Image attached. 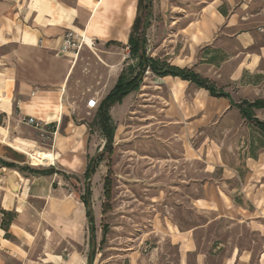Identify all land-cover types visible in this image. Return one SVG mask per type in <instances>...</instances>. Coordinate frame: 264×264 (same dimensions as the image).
Instances as JSON below:
<instances>
[{"label":"rangeland","instance_id":"obj_1","mask_svg":"<svg viewBox=\"0 0 264 264\" xmlns=\"http://www.w3.org/2000/svg\"><path fill=\"white\" fill-rule=\"evenodd\" d=\"M211 2L141 0L132 48L102 49L85 39L77 54L85 47L90 55L76 95L87 100L93 92L81 87L110 91L119 79L134 78L142 38L146 57L196 72L233 103L264 99V70L252 59L262 41L259 1L235 0L230 17L236 26L226 19L205 37L196 24L204 13L215 16ZM218 9L227 16L225 2ZM244 30L254 39L247 47L237 39ZM123 53L128 56L120 63L116 57ZM97 106L83 110L95 148L89 177L56 162L33 165L25 155L27 166L61 174L68 195L81 200L88 187L92 216L69 238L39 235L33 256L49 253L57 264H264V132L253 121L227 98L146 68L139 89L108 109L114 127L109 153ZM253 113L264 121V108ZM19 126L17 133L35 140V149H52L49 126L43 135L20 120ZM0 153L17 157L10 149Z\"/></svg>","mask_w":264,"mask_h":264},{"label":"crops","instance_id":"obj_2","mask_svg":"<svg viewBox=\"0 0 264 264\" xmlns=\"http://www.w3.org/2000/svg\"><path fill=\"white\" fill-rule=\"evenodd\" d=\"M138 2L0 0V148L10 149L17 155L0 153V160L14 165L0 164V209L15 212L8 229L12 239L5 238V231L0 227V264H57L49 258V253H44L45 257L33 256L37 237L46 231L62 238L81 233L82 220L87 218L86 209L78 197L68 195L62 188L67 182L64 177L53 168L41 175L25 170V155L39 150L35 149V140L17 133L19 120L22 116H31L47 123L54 131L52 149L44 151L55 154L48 165L56 162L73 173L84 172L95 148L91 146L90 119L83 112L87 100L76 94L90 53L84 47L75 57L61 54L62 36L71 29L85 36L89 45L93 40L102 49L116 50L129 41ZM224 2L228 7L227 16L218 9ZM234 4L235 0H212L209 7L216 10L215 16L204 13L196 24L201 35L209 36L219 22L229 18L231 27L236 26L230 17ZM261 13L263 22L262 9ZM237 36L244 47L254 43L253 36L245 30ZM257 49L252 59L262 64L263 71V37ZM126 56L128 54L123 53L116 58L120 62ZM96 67L101 69L100 65ZM88 90L93 92L90 98H94L97 105L109 93V88L101 91L87 86L79 91ZM128 94L112 106L120 104ZM28 129L37 133L31 126ZM6 139L12 141L6 142ZM1 168H6L10 174L3 173ZM54 181L58 182L56 189L52 185ZM1 218L0 213V221Z\"/></svg>","mask_w":264,"mask_h":264},{"label":"trees","instance_id":"obj_3","mask_svg":"<svg viewBox=\"0 0 264 264\" xmlns=\"http://www.w3.org/2000/svg\"><path fill=\"white\" fill-rule=\"evenodd\" d=\"M140 1L138 2L137 7V13L140 7ZM150 1V0H149ZM149 7V5H148ZM137 23V14L136 18L134 20V23L132 25V30H134ZM142 38L140 40V49L141 53L139 55L140 58V64H141V70L136 74L134 78L127 82H122L121 79L117 81L115 86L109 91V93L105 96V98L101 101L100 106L98 108V115H99V125L101 128V131L105 137L106 143L104 145V151H108L111 153V143L113 141V133H114V127L112 125L110 116L108 114V109L111 105H113L115 102H120V100L129 92L136 90L139 88V84L142 80V75L146 68L150 69L151 72L158 76H173V77H179L183 80L189 81L196 85L199 88H203L208 91V93L211 96L215 97H224L227 98L231 105H234L238 108L241 115L250 121H253L263 132H264V121L259 120L255 117L253 110L264 108V99H255L253 101H241L237 104L233 103L229 94L222 90H218L215 88V86L210 83L206 78L201 77L196 72L181 68L178 66L170 65L166 63L165 61H161L159 59L146 57L143 52L142 48ZM128 43H130V48H132L131 44V34ZM0 164L2 166L6 167H13L14 165L10 162H4L0 160ZM93 167L87 166L86 170L84 172L85 177H89L93 171ZM25 170L28 171V173L32 174H44L43 169H35L30 168L28 166L25 167ZM105 195L107 198L110 196V189L107 187V184L109 183L108 180H105ZM81 201L83 202L85 208H86V217L89 219L90 223L92 220L91 212L89 210L90 202H89V190L88 187L86 189V194L84 197H81ZM0 213L2 215L1 221H0V227L5 231L4 237L8 239H12V235L8 232L9 225L11 221L15 217V212L13 211H5L3 209L0 210ZM91 260V257L89 258V262Z\"/></svg>","mask_w":264,"mask_h":264},{"label":"built area","instance_id":"obj_4","mask_svg":"<svg viewBox=\"0 0 264 264\" xmlns=\"http://www.w3.org/2000/svg\"><path fill=\"white\" fill-rule=\"evenodd\" d=\"M261 9L263 10V17H264V0H258ZM257 32L264 38V20L263 22H260L256 26ZM85 42V37L83 35H78L76 32H74L71 29H68L62 36L61 44L59 47V52L61 54H70L72 56H76L78 50L82 46V44ZM97 105V101L94 98H89L86 101V107L87 108H95ZM20 122H22L25 125L33 127L35 130H37L41 135L47 133V123H44L40 120H37L31 116H22L20 117Z\"/></svg>","mask_w":264,"mask_h":264},{"label":"bare ground","instance_id":"obj_5","mask_svg":"<svg viewBox=\"0 0 264 264\" xmlns=\"http://www.w3.org/2000/svg\"><path fill=\"white\" fill-rule=\"evenodd\" d=\"M14 147L20 149L17 145H14ZM27 154L31 161V164H34V165H42V166L48 165L52 163L53 160L55 159V154L51 152L38 151L35 154H31V153H27Z\"/></svg>","mask_w":264,"mask_h":264}]
</instances>
